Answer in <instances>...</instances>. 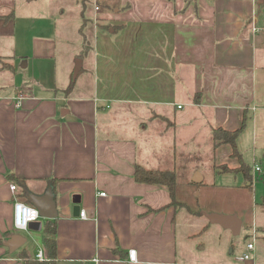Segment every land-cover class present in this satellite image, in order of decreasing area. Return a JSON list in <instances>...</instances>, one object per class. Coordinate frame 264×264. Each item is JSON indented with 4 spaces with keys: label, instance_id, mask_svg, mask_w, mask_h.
Instances as JSON below:
<instances>
[{
    "label": "crops",
    "instance_id": "obj_1",
    "mask_svg": "<svg viewBox=\"0 0 264 264\" xmlns=\"http://www.w3.org/2000/svg\"><path fill=\"white\" fill-rule=\"evenodd\" d=\"M88 1L90 12L87 1L70 16L62 9L55 34L36 38L34 79L0 80V264L38 260L46 218L41 230L24 232L34 246L11 252L4 242L18 232L15 198L28 203L26 191L49 185L59 211L55 264H196L181 258L182 209L195 203L198 213L196 196L225 190L230 209L212 213L236 215L243 226L242 207L227 197L255 190L212 130H236L246 118L237 147L253 179L257 162L264 174V0ZM14 17L10 0L0 1V26ZM138 163L175 172L184 205H169L168 186L138 182ZM203 166L209 178L243 179L216 186ZM11 174L25 180L24 191ZM258 208L254 234L264 230ZM255 252L242 264H264V248Z\"/></svg>",
    "mask_w": 264,
    "mask_h": 264
},
{
    "label": "rangeland",
    "instance_id": "obj_2",
    "mask_svg": "<svg viewBox=\"0 0 264 264\" xmlns=\"http://www.w3.org/2000/svg\"><path fill=\"white\" fill-rule=\"evenodd\" d=\"M0 1L5 2V0ZM85 1L88 3L87 12H90L94 5L88 0H10L15 17L5 29L0 26V48L1 54L4 55L3 60L0 61V67L3 62H11L17 69L16 71L9 69L2 71L0 80L4 82L14 81L15 85L23 80L34 79L32 60L36 38L52 37L55 34V27L60 25L61 21H58V19L63 14L62 9L68 10L64 17L67 14L70 16L73 13V7L76 5L82 7V3ZM98 2L99 4L102 3L101 0H98ZM65 41H67L66 38ZM70 44L74 46L76 43L70 42ZM61 53L64 54V57H69L68 51L62 50ZM78 60L80 59L75 57L74 63L76 65ZM26 64L30 66L25 67ZM5 89L11 90L12 87H5L1 90L4 91ZM202 173L208 177L205 178L206 181L214 183L216 186H238L243 179L209 178L210 172L206 166H203ZM256 175L255 190L250 195L237 198L236 195L240 193L236 192L234 194V192H231L228 197L226 196L230 206H233L232 202L237 200L242 207L241 213L245 219L239 234H235L230 228H226L220 223H213L210 218L211 215L218 214L212 212L230 209L224 198L227 193L225 190H213L209 197L205 194L196 196L198 197V208L200 209L198 213L194 212L197 210V204L195 203L191 204L192 211H188L186 208L182 209L179 215V247L187 252L185 257L181 256L182 259L196 264H242L244 260L242 258L247 251L249 242H254L259 251L264 248L263 228H259L258 237V234H254V226H252L256 207L259 208L255 215L259 219H264V209L262 207L264 206L262 204L264 198L263 171L257 172ZM28 203L32 205L31 202ZM206 224L208 227L203 230ZM184 229L187 232H184ZM186 233L187 237H184ZM23 234L25 233L23 232ZM29 245L34 246L31 238L28 239L27 248H29ZM255 257V254H253L251 259L254 260Z\"/></svg>",
    "mask_w": 264,
    "mask_h": 264
},
{
    "label": "trees",
    "instance_id": "obj_3",
    "mask_svg": "<svg viewBox=\"0 0 264 264\" xmlns=\"http://www.w3.org/2000/svg\"><path fill=\"white\" fill-rule=\"evenodd\" d=\"M264 4V3H263ZM0 60H3V56L0 55ZM7 66V67H6ZM2 69H10L14 71L15 65L11 62H3ZM75 75L73 80L71 81L70 85L64 91L65 95H68L75 83ZM200 94H196V97H200ZM246 124V118H244L243 124L240 128L236 130H226L224 128H214L212 130V140L215 146L221 143H228L233 148V156H237L240 159L241 166L238 170L242 171L245 175V179L253 184V176L251 175V168L247 165L241 156V153L237 147L238 137L243 131ZM14 181L18 183L20 188L25 190L26 183L25 180H22L19 177H16L14 174L10 175ZM135 178L138 182L141 183H149V184H163L168 186L170 194H171V203L170 206H180L184 205L182 202H179L176 197V187L180 183V179L178 178L175 172L164 170V169H157V168H148L143 164L138 163L136 165L135 170ZM21 195H24V192H21ZM27 203V200H26ZM262 203L264 204V198ZM57 233H58V223L56 219H46L44 228H43V236H42V244H43V251L45 255V260L40 261H32L29 260V264H55L57 258ZM3 240L0 238V244ZM25 254V253H24Z\"/></svg>",
    "mask_w": 264,
    "mask_h": 264
},
{
    "label": "water",
    "instance_id": "obj_4",
    "mask_svg": "<svg viewBox=\"0 0 264 264\" xmlns=\"http://www.w3.org/2000/svg\"><path fill=\"white\" fill-rule=\"evenodd\" d=\"M81 59L77 61L76 70L80 68ZM76 75V73H75ZM195 181H199L195 179ZM26 196L29 201L34 205L40 212V215L46 219H54L59 215L57 208V202L55 200L53 188L51 185L44 191L43 194H37L34 192L26 191ZM80 197L78 199L74 198L75 203H79ZM79 209V206L76 207ZM213 223H220L226 228H230L235 234H239L242 229V219L236 215L230 214H213L210 216ZM30 229L39 231L42 229V222L36 221L30 224ZM28 241V237L20 232L10 234L7 240L4 242L6 246L9 247L11 252L16 251L22 245Z\"/></svg>",
    "mask_w": 264,
    "mask_h": 264
},
{
    "label": "built area",
    "instance_id": "obj_5",
    "mask_svg": "<svg viewBox=\"0 0 264 264\" xmlns=\"http://www.w3.org/2000/svg\"><path fill=\"white\" fill-rule=\"evenodd\" d=\"M99 9V6H96V10ZM254 30H258L257 27H254ZM182 105H179L181 107ZM254 172H261L262 167L259 163H255L253 166ZM255 181V178L253 179ZM11 189L13 192H16L17 185L15 183L10 184ZM101 195H105V192L100 193ZM80 216L82 218H87V214L85 210L80 211ZM43 218L40 215L39 210L34 206L30 205L29 203H26L24 201L19 200L18 198H15L14 200V228L18 232H30V224L32 222H36L41 220ZM256 237V235H255ZM256 251V245L254 242H249L247 244V251L244 253L243 258L244 260H250L252 255L255 254ZM37 258L40 261L45 260L44 251L42 248H39L37 253ZM137 252L135 249L129 250V261L135 262L137 261Z\"/></svg>",
    "mask_w": 264,
    "mask_h": 264
}]
</instances>
